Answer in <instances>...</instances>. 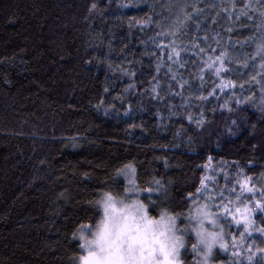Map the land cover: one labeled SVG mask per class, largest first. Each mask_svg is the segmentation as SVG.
Returning a JSON list of instances; mask_svg holds the SVG:
<instances>
[{
	"label": "trees",
	"instance_id": "obj_1",
	"mask_svg": "<svg viewBox=\"0 0 264 264\" xmlns=\"http://www.w3.org/2000/svg\"><path fill=\"white\" fill-rule=\"evenodd\" d=\"M261 12L264 0H0V264H73L101 193L125 198L124 165L149 215L182 213V229L204 186L264 188ZM225 224L215 262L264 264L262 233L236 248L244 229Z\"/></svg>",
	"mask_w": 264,
	"mask_h": 264
},
{
	"label": "snow or ice",
	"instance_id": "obj_2",
	"mask_svg": "<svg viewBox=\"0 0 264 264\" xmlns=\"http://www.w3.org/2000/svg\"><path fill=\"white\" fill-rule=\"evenodd\" d=\"M92 7L95 8L96 5L93 4ZM260 15L264 17V12ZM258 51L264 53V44L258 46ZM173 52L179 57L178 51L173 49ZM219 71L220 69H217V73ZM155 91L153 88V92ZM133 174L134 168L130 164L117 170V175H124L126 179ZM261 176H264V173H261ZM251 181V177H245L243 182H237L240 183L242 190L254 193L255 184L250 185ZM156 183L159 184V181ZM201 184H204L203 179ZM146 191L151 192L152 189ZM200 191L198 188L197 193ZM124 192L125 198H119L111 191L101 193V198L96 203L102 208V215L91 225H81L79 238L82 241L80 244L82 254L74 258L73 264H185L181 255L182 250L186 248L183 233L188 232L192 221L196 224L191 228L196 237V242L191 244L193 264H210L217 247L227 251L228 244L225 241L223 227L219 224L220 217L210 212L207 205L198 207L195 215H192L190 210L189 216L184 217L186 223L182 229L178 224L182 213L161 209L159 216L153 217L149 215L148 205L142 201L133 199L130 203L126 202L130 193L139 192L134 180H129ZM261 195H264V190L261 191ZM191 196L190 193L189 197ZM216 207L222 209L225 217H231L237 225H242L244 231L240 233L241 239L245 233L251 235L253 231L264 234V227H255V222L251 219L256 210L264 213V202L257 201L255 208L245 205L243 211L237 207L235 212L225 204ZM236 213H239V218ZM205 222L213 229L219 227L220 231L209 230L205 227ZM257 251L264 254V248H258ZM237 254L232 253L234 256ZM253 255L248 256L250 264ZM196 257L200 259L197 260Z\"/></svg>",
	"mask_w": 264,
	"mask_h": 264
},
{
	"label": "rangeland",
	"instance_id": "obj_3",
	"mask_svg": "<svg viewBox=\"0 0 264 264\" xmlns=\"http://www.w3.org/2000/svg\"><path fill=\"white\" fill-rule=\"evenodd\" d=\"M263 97H261L260 98V100L262 99ZM259 100V101H260ZM133 167V166H132ZM134 168V167H133ZM218 174H219V176L220 177H222L223 179H225V180H227L228 179V170H226V168L224 167V166H221L220 168H219V171H218ZM124 176V175H123ZM125 177V176H124ZM208 179H209V177H208ZM125 180H126V184L128 185V183H129V180H134L135 181V184H136V186H137V182H136V177H135V169H134V174L132 175V176H130L128 179H126L125 178ZM218 179L217 178H215V177H210V179H209V182H210V184L211 185H213V184H215L216 183V181H217ZM241 182V181H240ZM243 182V181H242ZM137 188H138V186H137ZM204 189H206L207 188V190H203V191H201L200 193H199V197L198 198H196L195 200H193V205H192V211H191V213H192V215H195V212H196V209L198 208V207H200V206H202V205H207L208 206V210L210 211V212H212L213 214H215V215H218L219 217H220V220H219V224L223 227V233H224V237H225V232L224 231H226V229L224 228V227H226L225 225V222L227 221V219L228 218H231V217H225L224 216V214H223V211H222V209H217V207H216V204L217 205H221V204H225V205H228L229 206V208H231V210L233 211V212H235V209L237 208V207H239V208H241V210L243 211V208H244V206L245 205H247L248 207H250V208H253V207H256V202L257 201H263L264 200V198L262 197V196H264V195H261V196H257L256 195V193H261V191L262 190H264V188H260V190H257L256 188H255V191H254V193H249V192H247L246 190H242L241 189V187H240V183H238V191H236V190H234V191H232V192H234V195L235 196H233L232 198H227V197H224V196H222L221 194L220 195H214V196H210V194L208 193V190H210V188H212V186H204L203 187ZM139 189V192L138 193H130L129 195H128V198L126 199V202H131V200H133V199H138V200H140L141 201V195L145 192L144 190H141L140 188H138ZM231 196V195H230ZM238 197H239V199H238ZM101 198V197H100ZM214 198V199H213ZM249 198V200L251 199V202L252 203H243V204H240V202L242 201V199H248ZM100 200V199H99ZM214 200H215V202H217V203H214ZM214 204H215V206H214ZM99 207V210H100V213H101V215H102V208L100 207V206H98ZM217 209V210H216ZM236 215H237V218H239V213H236ZM253 218H254V213L252 214V216H251V219L253 220ZM233 224H235V227H242V225H237L234 221H233ZM196 226V224H195V221H192V223L189 225V230H190V228H192V227H195ZM205 227L206 228H208L209 230H214V231H220V228L219 227H217V228H215V229H213L212 228V226L210 225V224H208L207 222H205ZM192 232V231H191ZM193 233V236H194V238H195V240H196V237H195V233L194 232H192ZM85 235H88L87 233H85ZM78 237V240H79V242L80 243H82V241L80 240V232H79V235L77 236ZM251 238V237H250ZM253 238V237H252ZM260 238H262V240H264V235L262 234L261 236H260ZM225 241H226V239H225ZM245 241H246V239H241V237L240 238H235V240H233V242H234V245L236 246V248H244V246H245ZM251 241L252 242H250L251 243V245L252 244H254V242H253V240L251 239ZM227 243V242H226ZM184 250V249H183ZM183 250H182V252H183ZM181 252V255L183 254ZM258 252V251H257ZM218 253H223V254H229L230 253V250H229V246H228V249H227V251H224V250H221V249H219V247H217L215 250H214V257H213V259L210 261V264H222V263H217V262H215V258H216V255L218 254ZM237 253L239 254L240 253V250H238L237 251ZM255 255H256V253H255ZM237 256V255H236ZM183 258V257H182ZM200 259V257H198L197 258V260H199ZM241 260V259H240ZM240 262H242V261H239L238 262V264L240 263Z\"/></svg>",
	"mask_w": 264,
	"mask_h": 264
}]
</instances>
